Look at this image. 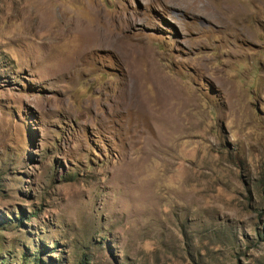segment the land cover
<instances>
[{
  "label": "rangeland",
  "instance_id": "1",
  "mask_svg": "<svg viewBox=\"0 0 264 264\" xmlns=\"http://www.w3.org/2000/svg\"><path fill=\"white\" fill-rule=\"evenodd\" d=\"M0 264H264V0H0Z\"/></svg>",
  "mask_w": 264,
  "mask_h": 264
}]
</instances>
